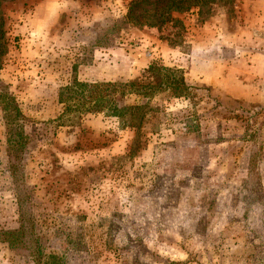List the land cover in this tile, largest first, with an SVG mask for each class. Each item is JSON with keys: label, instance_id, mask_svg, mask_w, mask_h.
Returning a JSON list of instances; mask_svg holds the SVG:
<instances>
[{"label": "rangeland", "instance_id": "obj_1", "mask_svg": "<svg viewBox=\"0 0 264 264\" xmlns=\"http://www.w3.org/2000/svg\"><path fill=\"white\" fill-rule=\"evenodd\" d=\"M129 1L0 0V264H264V0L158 29L127 24ZM152 63L186 94L143 99L131 155L110 113L57 102L72 78L152 83Z\"/></svg>", "mask_w": 264, "mask_h": 264}, {"label": "trees", "instance_id": "obj_2", "mask_svg": "<svg viewBox=\"0 0 264 264\" xmlns=\"http://www.w3.org/2000/svg\"><path fill=\"white\" fill-rule=\"evenodd\" d=\"M212 0H130L126 13L125 22L136 28H160L165 24L178 22L174 15L189 12L191 9L199 8L207 5ZM230 2V0H227ZM1 17V15H0ZM6 54V40L3 31V22L0 18V69L2 67V58ZM146 76L151 79V82H141L134 79L122 83H102V84H88L78 82L75 78L71 79L69 85L60 88L57 92L58 103L63 105V110L68 113H98L108 112L111 117L119 121L121 128L133 131V138L131 145L125 146L127 154H133L140 146V131H142L145 120L144 107L147 105L143 99H148L155 92H171L172 97H182L186 93V86L182 80L181 75L174 70L163 67L156 63L150 64L145 71ZM90 90L89 94L84 99L83 91ZM126 94H133L141 99L133 105H117L116 99L123 98ZM79 95L81 102H74V97ZM15 115H18V109L13 104L10 106ZM75 117V118H76ZM73 127L79 126V118L72 122ZM71 133V132H69ZM77 133V132H73ZM74 135V134H73ZM76 138V137H75ZM7 144L11 153L14 151L16 155V148L19 143L12 141L14 139H7ZM77 140V138H76ZM15 149V150H14ZM54 260V259H53ZM45 264H57L52 261Z\"/></svg>", "mask_w": 264, "mask_h": 264}, {"label": "crops", "instance_id": "obj_3", "mask_svg": "<svg viewBox=\"0 0 264 264\" xmlns=\"http://www.w3.org/2000/svg\"><path fill=\"white\" fill-rule=\"evenodd\" d=\"M43 2L46 3L45 1H43ZM44 3H41V4H40V7L44 6ZM49 24H50V23H49Z\"/></svg>", "mask_w": 264, "mask_h": 264}]
</instances>
